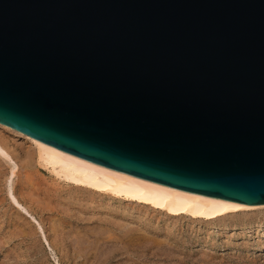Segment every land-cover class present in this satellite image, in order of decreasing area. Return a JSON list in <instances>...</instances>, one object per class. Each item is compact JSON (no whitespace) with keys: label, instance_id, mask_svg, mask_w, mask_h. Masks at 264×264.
Returning <instances> with one entry per match:
<instances>
[{"label":"water","instance_id":"obj_1","mask_svg":"<svg viewBox=\"0 0 264 264\" xmlns=\"http://www.w3.org/2000/svg\"><path fill=\"white\" fill-rule=\"evenodd\" d=\"M0 124L264 206V0H0Z\"/></svg>","mask_w":264,"mask_h":264},{"label":"rangeland","instance_id":"obj_2","mask_svg":"<svg viewBox=\"0 0 264 264\" xmlns=\"http://www.w3.org/2000/svg\"><path fill=\"white\" fill-rule=\"evenodd\" d=\"M10 130L0 124L12 161L0 156V264H264V210L178 218L75 187Z\"/></svg>","mask_w":264,"mask_h":264},{"label":"bare ground","instance_id":"obj_3","mask_svg":"<svg viewBox=\"0 0 264 264\" xmlns=\"http://www.w3.org/2000/svg\"><path fill=\"white\" fill-rule=\"evenodd\" d=\"M10 131L12 134L16 133L13 130ZM17 136H21V133ZM25 138L35 149L37 164L66 184L110 195L114 199L146 205L173 217L188 216L193 219L217 221L241 212L264 210V206L249 207L146 181L86 161L35 138ZM7 151L0 144V156L11 161ZM14 173L13 170L12 174ZM13 199L16 200L15 197Z\"/></svg>","mask_w":264,"mask_h":264}]
</instances>
